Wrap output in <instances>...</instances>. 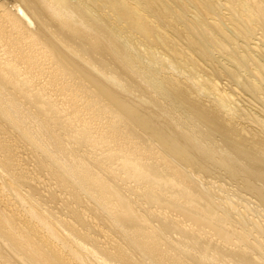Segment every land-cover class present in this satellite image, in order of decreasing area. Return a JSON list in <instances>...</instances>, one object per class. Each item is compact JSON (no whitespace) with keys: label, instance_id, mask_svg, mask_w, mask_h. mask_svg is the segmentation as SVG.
I'll return each instance as SVG.
<instances>
[{"label":"bare ground","instance_id":"bare-ground-1","mask_svg":"<svg viewBox=\"0 0 264 264\" xmlns=\"http://www.w3.org/2000/svg\"><path fill=\"white\" fill-rule=\"evenodd\" d=\"M0 264H264V0H0Z\"/></svg>","mask_w":264,"mask_h":264},{"label":"rangeland","instance_id":"rangeland-1","mask_svg":"<svg viewBox=\"0 0 264 264\" xmlns=\"http://www.w3.org/2000/svg\"><path fill=\"white\" fill-rule=\"evenodd\" d=\"M27 160L29 161L30 159H29V158H28V159H25V160H24V161H25V164H27V163H26V162H28ZM28 163H29V165L27 164L26 166H28V167H30V168H32V169H33V168H34V167H33V166H34V163H33V161H32V160H30ZM31 163H32V164H31ZM30 165H32V166H30Z\"/></svg>","mask_w":264,"mask_h":264}]
</instances>
